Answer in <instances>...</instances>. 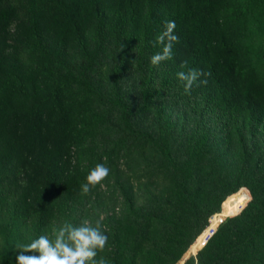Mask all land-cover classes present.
I'll use <instances>...</instances> for the list:
<instances>
[{"label": "trees", "instance_id": "1", "mask_svg": "<svg viewBox=\"0 0 264 264\" xmlns=\"http://www.w3.org/2000/svg\"><path fill=\"white\" fill-rule=\"evenodd\" d=\"M189 68L210 75L186 95ZM98 163L89 218L118 192L125 208L97 260L176 264L245 188L196 264H264V0H0V264L68 222Z\"/></svg>", "mask_w": 264, "mask_h": 264}, {"label": "clouds", "instance_id": "2", "mask_svg": "<svg viewBox=\"0 0 264 264\" xmlns=\"http://www.w3.org/2000/svg\"><path fill=\"white\" fill-rule=\"evenodd\" d=\"M175 27V21L165 22L164 30L156 37L155 43L160 46V51L150 58V63L154 67L173 59L174 45L179 42V37L174 32ZM186 66L187 61H184L181 68ZM208 75L210 74L196 68H189L176 74L186 95L191 94L194 86L206 85ZM109 172L108 167L98 163L90 170L86 182L81 185V194H89L98 185L103 187L102 181L108 177ZM242 207L243 205L233 209L232 214H239ZM107 243L108 238L99 222L94 226L87 220L78 226L65 222L53 230L51 237L45 234L28 244L19 245L15 261L16 264H106L103 257L97 260V255L104 251Z\"/></svg>", "mask_w": 264, "mask_h": 264}, {"label": "rangeland", "instance_id": "3", "mask_svg": "<svg viewBox=\"0 0 264 264\" xmlns=\"http://www.w3.org/2000/svg\"><path fill=\"white\" fill-rule=\"evenodd\" d=\"M173 119L177 118V113L172 115ZM112 184V190L115 189V185L113 182ZM134 192H136V183L134 182ZM245 189V188H244ZM241 188L238 192L232 194L231 196L226 197V199L221 203L219 209L215 211L212 215L215 213H219L222 217H234L236 215H233V209L239 208L243 205L242 210L246 207V205L251 200V196L249 191L247 190L249 196H247L245 190ZM101 190L107 194L106 189L104 187H101ZM148 190L145 192L147 193ZM117 200L113 202H108L106 199L103 200V202L100 205L95 206V210L92 212L91 217L89 218V214L86 212V209L88 208L86 202H93L94 201V194H87L82 195L81 197V203L80 206L75 209V211L70 215L68 222L72 223L74 225H80L82 221H89L90 224L93 226L99 222L101 227H107L106 222H110L111 217L119 218L120 215L124 212V197L119 192L116 195ZM83 198V201H82ZM241 198H243V202H241ZM146 200H137L138 205H142ZM241 211H239V214ZM211 215V216H212ZM238 215V214H237ZM210 216V217H211ZM61 225H57L56 227H60ZM195 247L188 248V250L182 255L180 260L176 264H187L190 259H194V264H196V253Z\"/></svg>", "mask_w": 264, "mask_h": 264}, {"label": "built area", "instance_id": "4", "mask_svg": "<svg viewBox=\"0 0 264 264\" xmlns=\"http://www.w3.org/2000/svg\"><path fill=\"white\" fill-rule=\"evenodd\" d=\"M227 219L228 217H222L218 212L209 218L205 228L201 231V233L195 239L194 243L190 246V248L195 247L194 253H197L210 241V239L217 233L219 228L225 223Z\"/></svg>", "mask_w": 264, "mask_h": 264}, {"label": "snow or ice", "instance_id": "5", "mask_svg": "<svg viewBox=\"0 0 264 264\" xmlns=\"http://www.w3.org/2000/svg\"><path fill=\"white\" fill-rule=\"evenodd\" d=\"M241 202H243V198H241Z\"/></svg>", "mask_w": 264, "mask_h": 264}]
</instances>
